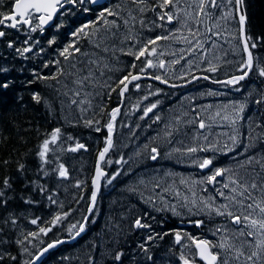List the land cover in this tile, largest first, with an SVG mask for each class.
Returning a JSON list of instances; mask_svg holds the SVG:
<instances>
[{
    "label": "trees",
    "instance_id": "obj_1",
    "mask_svg": "<svg viewBox=\"0 0 264 264\" xmlns=\"http://www.w3.org/2000/svg\"><path fill=\"white\" fill-rule=\"evenodd\" d=\"M222 10L214 12V15L223 14ZM243 10L247 17V35L258 43V47L252 49L254 63L259 61L261 66H264V39H258L264 38V0H244ZM231 18L227 27H230L231 33L238 36L235 16ZM144 19L148 21L146 15ZM63 27L65 28L59 31L55 43L50 45V39L46 41L43 39L40 41L41 44L32 45L33 51L24 56L15 49L27 46L13 44V47L9 48L8 43L5 45L0 43V68L8 69L6 72L0 71V85L4 82L9 83L7 88L0 86V189L3 188L5 178H8L11 184L10 188L4 189L5 197L0 198L7 200L6 204L0 203V255L3 256L0 264H25L26 261H32L50 242L74 237L78 229H72L71 226L84 222L91 205V181L98 153L105 146L109 113L120 104L122 107L115 121L114 148L106 157V160L113 162L102 164L108 175L101 187L94 210L89 213L85 231L73 243H64L49 253L40 264H181L179 257L183 249L175 242V231L181 232L179 222H191L190 230L195 233L196 215L179 206L177 211L181 214L174 215L168 205H179V201L173 193H164L162 188L171 186L174 190L179 189L181 199L184 195L191 199L192 192L188 191V185H180L179 181L195 179L196 174L195 167L191 169L192 164L188 161L192 160V157L169 153L173 148L182 147V142L192 144L193 137H199L195 143L207 145L208 141L203 139L201 132L213 142L219 140L221 145L228 142L227 136L222 134L230 133L232 129L219 117L212 123L210 129L204 130L187 121L195 119L196 114L207 120L209 114L214 115L217 110L222 111L221 106L231 105L228 100L230 94L233 98L232 104H245V111L241 114L243 118L237 124L241 144L236 151L240 150L243 154L237 157L244 160L245 155L264 153V145L259 142L250 151L243 148V144L249 143L245 137L253 128L254 134L264 135V128L255 127L256 123H264V104L255 103L264 95V77H260L258 69L254 68L247 79L224 94L217 88L200 87V83L182 92L160 87L159 83L148 84L142 81L139 83L141 85L139 90L134 85L129 87L123 103L119 89L112 92L109 97L104 94L108 89L98 87L93 91L100 95L95 96L92 99V107L82 113L79 108L73 106L70 109L63 103L67 98L60 93L65 90L63 88L65 77H60L59 82L41 81L33 74L35 72L45 76L53 75L57 67L66 66L59 51L75 38L71 35L73 31L67 26V22ZM140 27L137 24L136 30L141 32L143 37H151L152 30ZM228 35V33L223 35L224 40L219 43L220 45L224 44V48L239 45L238 40L225 42ZM175 40L181 39L177 37ZM78 46L83 51L91 50V43L87 39H81ZM121 47L127 51L129 45L124 44ZM216 51L217 55L223 57V53ZM230 54L234 57V74L237 75L239 73L236 72V62L245 57L243 53L228 55ZM109 55L112 56V53ZM207 58L212 57L208 55ZM58 60L60 64L55 65L54 62ZM45 63H48L49 67H44ZM112 63L116 70L109 73L112 76L110 83L115 86L118 77L126 75L128 71H133L134 74L138 71L130 68L132 63L139 65L141 62L136 61L134 56L116 51L112 56ZM214 63L217 67L222 63L226 64L224 58ZM169 64L172 65L173 62L169 61ZM203 64L198 72L210 74L203 71L208 67L207 63ZM218 70L219 73H227ZM147 73H150L148 69L145 74ZM237 88L240 90L237 91ZM209 91L215 94L208 95ZM33 94L40 95V103L32 99ZM153 100L159 107L141 119L144 110L153 104ZM193 108L196 109L195 113L192 111ZM232 111L229 109V112ZM157 116L160 117L158 121ZM81 117L95 118L100 123L88 127ZM177 117L184 123L176 124ZM95 127H100L101 130L95 131ZM56 128L61 129L63 148L78 141L85 144L88 149L71 153L61 152L58 147L54 153H49V159L55 161L58 158L59 162H63L68 168V180H57L54 174L44 177L39 172L40 161L37 156L39 145ZM69 135L74 138L73 141L67 140ZM153 146L158 147L160 152V159L156 162H151L149 158ZM207 155L214 159L227 157L219 151L198 152L196 157ZM121 157L128 163H115ZM183 159L186 167L179 164ZM21 164L24 165L23 172L18 170ZM234 164L232 166L226 164L225 167H236V163ZM48 167L51 168L52 165ZM117 172L120 175L108 183L107 180ZM156 180H160L161 188L154 191ZM78 181L82 185L80 188L74 186ZM37 185H44L48 192L41 195L35 190ZM52 192L56 194V204L50 203L47 199V195ZM196 193L198 197V187ZM149 196L156 200L155 206L148 200ZM25 200H34L36 203L26 204ZM216 200L220 202L219 197H216ZM64 213H67V216L52 227L50 222L55 215ZM137 217H142L151 227L148 230L135 231L131 224ZM9 218H15L17 224L12 225ZM33 218H39L37 225L30 223ZM210 220L217 223V226L227 223L224 217L217 216L216 219ZM39 227H52V230L47 235L40 234L35 239H30V243L28 241L24 245L17 243V240L23 239L28 232H38ZM208 228L210 231L205 237L203 233L202 237L210 239L209 237H213L211 230L214 227L208 224ZM164 233L168 234L163 235ZM156 234L163 235V239L157 236L152 241L147 240L149 235ZM140 245L147 248L148 252L145 253ZM24 248L28 251L25 252ZM117 252L123 253L120 261L114 259ZM11 257L16 259L13 260ZM196 264L202 263L196 259Z\"/></svg>",
    "mask_w": 264,
    "mask_h": 264
},
{
    "label": "snow or ice",
    "instance_id": "obj_2",
    "mask_svg": "<svg viewBox=\"0 0 264 264\" xmlns=\"http://www.w3.org/2000/svg\"><path fill=\"white\" fill-rule=\"evenodd\" d=\"M87 4L91 3L100 8L99 14L95 21L84 23L77 28L71 35L75 38L72 42L67 44L62 50L59 51L60 57L66 62L65 67H57L56 73L53 75H40L33 73L37 79L41 81H58L60 77H65L63 82V88L65 89L60 95L67 99L63 101L70 109L75 106L80 111L86 112L92 107V99L100 93L93 91L96 88L108 89L104 94L111 96L112 92L119 89V96L123 98L125 93L129 90V85L134 81L142 79L147 69L159 68L165 70L166 62L162 59H158L162 56L163 52H158V46L161 41H170L177 39L176 33L181 29H187L188 35L180 36L186 45H188L186 51L189 55H193L196 52L204 51L207 55L200 57L202 62L207 63L208 67L203 71L209 73H216L218 71L216 63L224 58L225 63H232L226 59L229 53L237 54L243 53L245 58L236 62V72L239 75H231L224 80H214V83L222 84L225 87L239 85L241 81H244L254 68L258 69L260 77H264V66H261L259 61L254 63V56L252 49L258 47V43L253 38L246 34V13L243 10L244 0H227L228 7L222 4V0H195V7L187 3L185 0L184 7H181V0H159L154 6H149V0H120L118 4L113 6H105L102 0H12L9 5L8 11H0V27L12 28L21 31V26H25L29 33H35L38 30L43 31L46 25H49L53 21L57 12L64 8L66 4ZM159 8L160 11L157 15V19L161 21L160 24H153L155 27H163L165 23L173 24L179 23L180 28L169 29L165 35H156L155 37H143L141 32L136 30V25L139 24L141 29L147 27L144 19L146 10L155 11ZM223 9V14L214 15V12H218ZM89 9H85L88 11ZM67 11V10H66ZM233 13L238 15V36L230 32L227 27L230 18ZM64 13H61L63 15ZM111 18V19H109ZM192 21V25H189V21ZM223 21V23H221ZM211 22V23H206ZM55 26V25H54ZM203 29V31H202ZM150 30V29H149ZM228 33V38L225 42L231 40H238L239 45H231L230 48H224L217 43L220 38ZM6 33L0 31V38L4 37ZM215 37V40L212 38ZM81 39H87L91 43V50L83 51L79 47ZM264 39V38H258ZM212 41L210 48L205 49V45L209 41ZM24 43L29 44V40H25ZM55 43V40H50L49 44ZM128 44L129 47L125 51L121 46ZM242 45V47H241ZM8 47L12 48V42L8 43ZM135 49V50H133ZM21 56L26 53L32 52L31 46L16 48ZM223 53V57L217 55V51ZM42 51V49H41ZM116 51H121L125 55L134 56L136 61H140L139 65L132 63L130 68L137 70L134 74L133 71H128L126 75L118 77L115 86L110 83L112 76L109 73L114 72L116 69L112 63V56ZM185 51L184 49L181 50ZM112 53V56L109 55ZM175 55V53H173ZM210 55L212 58L208 59ZM157 58L155 61L153 58ZM185 59L183 55L173 63H179L180 60ZM55 65H59L60 61H55ZM44 67H49L48 63H45ZM0 71H8L6 68H0ZM150 79H155L160 83H167L166 79H163L161 75H152ZM180 79H185L181 76ZM204 79L209 80L210 77L205 75L203 77L193 76L192 79ZM191 82V81H189ZM3 88L9 86L8 82H4ZM175 87L176 85H171ZM134 87L139 90L140 84H135ZM237 91L240 89L237 88ZM59 91V90H58ZM208 95H214L215 93L209 91ZM147 97H145L146 99ZM32 99L37 103L41 102L39 94H33ZM256 104H264V95L260 99L255 101ZM101 110L103 105L100 106ZM157 107V104L153 103L150 107H147L141 119L147 117L149 113ZM222 111L217 110L214 115L209 114L207 120L196 114L195 119L187 121L189 124L198 125L200 130L211 128L212 123L216 122V118L219 117L221 121L225 122L232 131L230 133H223L227 136L228 142L220 144L219 140L215 142L211 141L208 136H201L205 141H208L207 145L201 146L195 143L199 137H193V143H183L182 147L173 148L169 155L179 154L185 157H192L190 161L192 166L198 167L201 170L210 169V174L201 179H181L180 185H188V191L192 192V198L189 199L187 195L181 199V192L179 189H173L171 186H165L162 188L164 193H173L175 198L179 201V205H168V208L174 215H180L177 211V207L187 208L193 215L208 214L218 217H224L227 223L220 224L211 230V235L215 239H208L204 237H197L191 234L182 236L180 231H175V242L181 245L182 252L179 257L181 264H196V258L202 261L203 264H264V153L256 155H245L244 161L236 159V167H211L213 166V160L211 158H198L196 154L198 152H222L227 155L228 152H235L237 147L240 146L239 129L237 128L238 121L242 119V113L245 111L244 103H233L231 105H223ZM232 109V112H229ZM192 111L195 113L196 109ZM120 109H112L109 113V121L106 124L107 136L105 138V146L98 153L96 160L95 174L92 177V191H91V205L88 208V212L91 213L94 210V206L97 200V194L101 186V180L107 177V173L103 170L102 164L107 162L111 164L113 161L106 160L107 154L114 148L113 132L115 121ZM84 120V124L88 127L99 125V120L95 118L88 119L81 117ZM159 116L156 117L158 121ZM78 122V121H75ZM176 124L184 123L179 117L175 119ZM256 128H264V123H256ZM100 127H95V131L99 132ZM255 128H253L247 135L246 139L249 143L243 144V148L246 151L253 149L257 142L264 145V135L254 134ZM171 135V131L168 132ZM62 132L60 128L54 129L49 136H47L43 142L39 145L37 156L40 161L39 172L44 177L54 174L57 180H68L69 170L63 162L49 159V153H54L59 147L60 151H67L76 153L80 150L87 151L85 144L75 142L74 145H69L67 148H63ZM73 137L69 135L68 141H73ZM243 153L237 152V156ZM160 155L159 149L155 146L151 148L150 159L157 160ZM7 163V161H5ZM117 164L128 163L123 157L115 161ZM52 165L51 168L48 166ZM19 171H24V165H19ZM120 175L119 172L115 173L107 180L111 183L112 180ZM217 178H221L218 180ZM143 183V181H141ZM206 185H214V195H210L206 198H198L196 193V187L204 186L201 191H209ZM75 187L80 188L81 182H77ZM11 187L8 178L3 180V188L0 189V198L5 197L6 193L4 189ZM161 188L160 180L155 181V189ZM36 191L41 195L48 192V189L44 185H37ZM135 191V189H131ZM55 192L49 193L47 199L50 203L56 204ZM215 197H219L220 202H217ZM83 199V197H81ZM148 200L155 206L156 200L149 196ZM26 204H34V200H25ZM163 202V201H161ZM0 203H7L6 199L0 200ZM195 209V211H193ZM159 210V209H158ZM67 213L57 214L51 220V226L55 227L60 223ZM12 225L17 224L15 218H9ZM39 218H33L30 223L33 225L38 224ZM142 217H137L131 224L135 229H147L151 226L142 222ZM88 217H84V221L87 222ZM8 221H5L7 223ZM196 227H201L204 223L202 220L194 221ZM234 226V227H230ZM52 227H39L38 232H28L24 235L23 239H18L17 243L24 245L26 241L30 243V239H35L38 235H47L52 230ZM72 229H78L75 232V236H79L85 231V223L79 225L73 224ZM164 233L163 235H167ZM163 235L156 234L149 235L148 241H152L159 236L163 239ZM183 240L190 241V244L182 243ZM55 244H49L47 248H44L41 252H47L49 248L54 247ZM145 253L148 249L143 245H140ZM27 252L28 249L24 248ZM31 255V253H29ZM123 253L117 252L114 256L116 261L121 260ZM151 259V257H148ZM0 259L3 256L0 255ZM15 260L16 257H11ZM39 260V256H35L32 261H26L25 264H35V261Z\"/></svg>",
    "mask_w": 264,
    "mask_h": 264
},
{
    "label": "flooded vegetation",
    "instance_id": "obj_3",
    "mask_svg": "<svg viewBox=\"0 0 264 264\" xmlns=\"http://www.w3.org/2000/svg\"><path fill=\"white\" fill-rule=\"evenodd\" d=\"M102 2L104 3L105 6H113L115 4H118L120 2V0H102ZM159 2V0H149V6H154ZM12 3V0H0V11H8L9 10V5ZM184 3L185 0H181V7L183 9L184 7ZM187 3H190L193 5V10L195 7V0H187ZM85 9H89L88 11H85ZM67 10V11H66ZM100 8L97 7L96 5H93L91 3H87V4H79V5H73L71 3L66 4L64 6V8L60 9L57 14L55 15L54 18V22L52 25H50L47 28H44L43 31H37L35 33H29L27 27L25 26H21L22 30L18 31L17 29H12V28H6V27H0V31H4L6 33V35L2 38H0V43L3 44H7L9 42H12V44H23L26 45L24 43L25 40H29V44L27 45H39L41 44L40 41L41 40H56L58 35V31L61 27L64 26V23L67 22V26L71 27L72 31L74 32L77 28H79L80 26H82L84 23H88L91 21H95L98 14H99ZM160 9L156 8L155 11H151V10H146L145 14L147 16L148 21L146 22L148 29L152 30L151 33V37H155L156 35H165L167 34V31L169 29H172L173 31H175V29H179L180 28V24L179 23H173V24H167L165 23L163 25V27H155V25L153 24V21L155 22V24H160L161 21H159L157 19V15L159 13ZM64 13L63 15H61V13ZM208 23V22H206ZM55 25V26H54ZM189 25L190 26H194L192 25V21H189ZM186 36L188 35L187 29H181L180 32L176 33V36ZM182 40V39H181ZM166 47V46H165ZM158 52H163L162 46L159 43L158 46ZM154 61L157 58H153ZM158 59H162L166 62L165 59L161 58V56L158 57ZM150 71L151 75H161L162 78L166 79L167 75H166V68L165 70H161L159 68H153V69H148ZM168 74H170V72H168ZM228 155V154H227ZM204 158H211L213 160V165L217 164V163H223L222 165L232 162L234 161V157H226L224 159H214L212 156L208 155V157H204ZM213 167V166H211ZM199 172V170H198ZM200 173V178L205 177L206 175L210 174V171L208 173L201 174ZM207 186V185H206ZM214 188L216 186L211 185ZM202 198H206V197H202ZM197 220L200 219L202 221H204L203 225L201 227H196L197 231H195V236L197 237H202L203 233H204V237L208 232V224L213 225L214 223L211 222L210 219H213V215H208V214H199L196 215ZM190 227H186V229H188ZM137 230H144V229H137ZM189 232V230H186ZM210 240L215 239L214 237H209ZM212 238V239H211Z\"/></svg>",
    "mask_w": 264,
    "mask_h": 264
},
{
    "label": "bare ground",
    "instance_id": "obj_4",
    "mask_svg": "<svg viewBox=\"0 0 264 264\" xmlns=\"http://www.w3.org/2000/svg\"><path fill=\"white\" fill-rule=\"evenodd\" d=\"M222 4L225 6V7H228V4H227V0H222ZM223 11V10H222ZM63 13V12H62ZM233 15L235 16V20H236V25H237V28H239V24H238V15H236L235 13H233ZM111 19V18H109ZM232 19V18H231ZM208 23H211V22H208ZM229 25V24H228ZM235 26V25H234ZM247 26L245 25V28ZM141 28V27H140ZM148 29V27H146ZM230 29V27H229ZM203 31V29H202ZM246 34H247V31H246ZM144 36V35H143ZM212 40H215V37L212 38ZM224 40V36H222L220 38V40L217 42V43H221L222 41ZM212 41L210 40L208 42V44L205 45V49H209L210 48V45H211ZM3 44V43H2ZM17 44V43H16ZM5 45V44H4ZM161 46H162V49H163V55L161 56V58L165 59L166 60V80H167V83H160L159 81L155 80V79H150L149 77L152 76L151 74H145V79L141 80V81H138L136 83H133L131 85H135V84H139L140 82L142 81H146L148 82V84H151V83H159V86L160 87H164V88H167V89H171V90H175V91H187L189 88L191 87H194L196 85H203L200 87H204V88H217L219 91L223 92H228L229 89H232L233 86H228V87H225L224 85L222 84H218V83H214L213 81L214 80H224L226 78H228L229 76L231 75H235L234 74V57L233 55H228L227 56V60L229 61H232V63H222L220 67H217L218 69H221V70H224L226 71L227 73H219L218 71L216 73H210V74H207V73H202V72H198L202 67H203V63L202 61H200L199 64L195 65L192 69L190 68L189 71H184V72H181L180 74L176 75V77H173L174 74L172 72V69L174 68L172 65L169 64V61L171 62V59H174L173 61H175L177 58H179L180 55H183L184 57L187 55L186 54V49L188 47V45H186L184 43L183 40H175V41H162L161 42ZM166 46V47H165ZM222 46H224V44H222ZM242 47V45H241ZM182 49H184L185 51H181ZM173 53H175V55H173ZM198 55L201 57L202 55H207V53H205L203 50L202 51H199L197 52ZM244 55V54H243ZM192 56V55H191ZM187 57V56H186ZM245 59H246V56H244ZM199 58V57H198ZM184 60V59H183ZM193 61V60H192ZM194 64V63H193ZM168 72H170V74H168ZM209 76L210 79L209 80H204L202 78L200 79H195L193 80L192 77L193 76H196V77H203V76ZM239 75V74H237ZM250 75V74H249ZM185 77V79H180L179 77ZM249 77V76H248ZM247 77V78H248ZM246 78V79H247ZM164 79V78H163ZM191 81V82H189ZM242 82V81H241ZM200 83V84H199ZM142 84V83H141ZM130 85V86H131ZM171 85H176L175 87L171 86ZM129 86V87H130ZM232 94H230V96L228 97V100H230V102L233 101V98L231 97ZM123 100H124V97L123 99L121 98V101L123 103ZM153 103L157 104L154 100L152 101ZM232 104V103H231ZM157 107H159V105L157 104ZM156 107V108H157ZM155 108V109H156ZM125 120V119H124ZM158 148V147H157ZM237 152L239 153H242L240 150H237L235 152H228V155L227 157H235L236 159H239L240 161H244L243 159L241 158H238L237 157ZM151 156V154H150ZM204 157H208L207 156H203V157H199V158H204ZM150 158V157H149ZM160 159V155L158 156L157 160ZM236 159H234V161L232 162H229V163H226V164H229L228 166H232V165H235L234 163H236ZM157 160L153 161L152 159H150L151 162H156ZM189 161V164H190V161L191 160H188ZM149 163V162H148ZM164 163V162H163ZM165 163H166V160H165ZM232 163V164H230ZM223 164V163H222ZM221 163H217L215 165H213V167H225L226 164L222 165ZM227 166V167H228ZM194 168V166H192ZM201 172V174H206L210 171V169H204V170H201L199 169L198 167H195V179H201L200 177V173L198 172ZM34 172V171H33ZM30 174V173H29ZM218 180H220L221 178H217ZM204 187V186H198V189H199V194L202 195L203 197H208L210 195H214V192H215V188L211 185H207L206 187L208 188L209 191L207 192H204V191H201V188ZM184 193V192H183ZM186 194V193H185ZM200 197V196H199ZM216 199V197H215ZM160 216V215H159ZM213 219H216L217 216H215L213 214ZM196 220H197V217H196ZM142 222L145 223L144 219H142ZM179 227L181 228V234H183V229L186 230H189V233L193 236H195V233H192L191 232V227H192V223L191 222H186V223H182V222H179L178 223ZM213 227L217 226V223L213 224L212 225ZM186 227H190L188 229H186ZM195 228H196V225H195ZM135 231H139L135 228H133ZM149 228L147 229H144V230H148ZM173 229V228H172ZM177 229V228H176ZM156 230V229H155ZM197 230V228H196ZM208 231H210V229L208 228ZM155 232V231H154ZM153 232V233H154ZM188 232V231H186ZM146 235V234H145ZM184 243V242H183ZM172 247V246H171ZM198 261V257L196 258ZM200 263L203 264L202 261H199Z\"/></svg>",
    "mask_w": 264,
    "mask_h": 264
},
{
    "label": "rangeland",
    "instance_id": "obj_5",
    "mask_svg": "<svg viewBox=\"0 0 264 264\" xmlns=\"http://www.w3.org/2000/svg\"><path fill=\"white\" fill-rule=\"evenodd\" d=\"M186 56H185V59L183 60H180L179 63H173L172 66L174 67L172 69V72L174 74L173 77H176V75L180 74L181 72H184V71H189V69L193 68L195 65L199 64L201 59H200V56L198 55V53H194L192 56L188 54V52L186 51ZM199 57V58H198ZM175 59V58H174ZM174 59H171V62H173ZM178 59V58H177ZM176 59V60H177ZM193 60V61H192ZM194 63V64H193ZM232 102H230L231 104ZM181 163V165H183L184 167L185 166V163H184V159L182 161L179 162V164ZM191 169H193V167H191ZM200 196V197H199ZM203 197L202 195L198 194V198H201ZM187 234H190L189 232H186L185 229H183V234L182 236H185ZM187 243V244H190L191 242L190 241H187V240H183L182 243Z\"/></svg>",
    "mask_w": 264,
    "mask_h": 264
},
{
    "label": "water",
    "instance_id": "obj_6",
    "mask_svg": "<svg viewBox=\"0 0 264 264\" xmlns=\"http://www.w3.org/2000/svg\"><path fill=\"white\" fill-rule=\"evenodd\" d=\"M52 22V21H51ZM50 22V23H51ZM49 23V24H50ZM47 26V25H46ZM143 79H145V76H143L142 77V79H140V80H138V81H141V80H143ZM138 81H134L133 83H136V82H138ZM132 83V84H133ZM131 85V84H130ZM129 85V86H130ZM126 94V93H125ZM123 99V98H122ZM118 108H120V107H118ZM113 135H114V132H113ZM97 158H98V156H97ZM97 160V159H96ZM96 166V165H95ZM94 174H95V171H94ZM94 176V175H93ZM102 182H103V179L101 180V185H102ZM100 190H101V186H100V189H99V192H98V194L100 193ZM98 194H97V196H98ZM88 216H89V212H88ZM87 216V217H88ZM85 223V222H84ZM76 238H78V236H75L73 239H71V240H69V241H66V240H64V239H62V240H60V241H55V242H52V243H50V244H55V246L54 247H52V248H49L48 249V251L47 252H43V255H41V252H42V250L44 249H42L39 253H38V255L37 256H39V260H36L35 261V263H40L50 252H52V251H54V250H56L59 246H61L62 244H64V243H72V242H74L75 241V239ZM45 248H47V246L45 247Z\"/></svg>",
    "mask_w": 264,
    "mask_h": 264
}]
</instances>
